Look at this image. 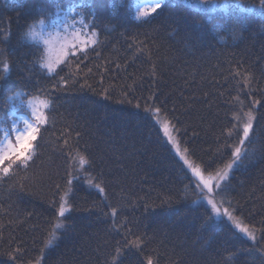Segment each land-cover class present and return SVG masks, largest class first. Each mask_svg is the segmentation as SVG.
<instances>
[{
	"label": "trees",
	"instance_id": "obj_1",
	"mask_svg": "<svg viewBox=\"0 0 264 264\" xmlns=\"http://www.w3.org/2000/svg\"><path fill=\"white\" fill-rule=\"evenodd\" d=\"M111 3L108 0L96 21L101 42L95 51L88 49L87 59L77 54L70 68L75 72L78 64L80 83L86 80L97 92L108 88L113 99L80 91L79 85L52 93L57 97L55 125L49 128L32 169L21 173L31 179L22 180L23 191L16 181L0 185V248L19 245L22 255L17 264H31L40 255L48 221L55 214L48 201L55 185L63 190L65 172L70 170L58 139L67 129L73 137L80 133L79 148L86 149L93 160L92 174L106 181L108 199L121 209L118 219L127 218L130 228L149 238L148 248L158 254L159 264H226L229 252L238 255L234 264H261L257 250L264 241L256 244L232 237L227 225L202 230L200 203H178L173 215L161 209L144 213L145 204H159L164 196L179 199L187 181L143 109L115 101L122 91H129V99L155 94L169 117L178 116L183 122L178 126L185 130L188 146L203 159H212L223 142L218 141L221 131L231 127L233 114L240 111L235 98L247 103L264 93V19L255 12H243L246 31L236 40H222L216 32L222 16L214 13L212 20L205 19L183 0H169L150 24H140L131 16L109 19ZM242 6L250 7L248 0H242ZM122 7L117 8L118 14ZM34 11V3L26 0H0V30L18 33ZM0 47L8 49V45ZM58 49L56 45L53 55ZM23 51H12L21 65L17 75L22 80L26 77ZM237 70L244 76L236 77ZM245 77L250 78V87L242 84ZM55 79L36 74L30 88L49 90ZM255 114L258 119L249 146L254 156L235 171L226 195L238 204L240 215L259 228L264 221V106H257ZM22 115L26 110L17 112L16 118ZM70 200L83 208L92 201L99 203L100 198L96 189L80 179L73 183ZM105 220L99 208L93 213H70L68 222L75 225L74 231L58 246L44 250L42 264H104L111 243L120 239ZM0 264L9 262L0 257ZM124 264H139V259L129 254Z\"/></svg>",
	"mask_w": 264,
	"mask_h": 264
},
{
	"label": "snow or ice",
	"instance_id": "obj_2",
	"mask_svg": "<svg viewBox=\"0 0 264 264\" xmlns=\"http://www.w3.org/2000/svg\"><path fill=\"white\" fill-rule=\"evenodd\" d=\"M26 2L34 3L35 11L22 29L15 34L10 28L0 30V45H8V49L0 47V185L16 181L15 186L22 191L25 189L22 180L31 178L21 177V173H28L32 169L49 128L55 125L57 97L52 93L79 85L80 91L93 92L103 100H112L114 95L108 88H101L97 92L86 80L80 83L78 64L75 66V72L70 68L77 54L87 59L88 49L95 51L101 42L96 21L108 0ZM183 3L208 20L213 19L212 14H220L222 19L216 32L222 40H236L246 31V17L241 13L255 12L264 19V0H248L250 7H243L242 0H235V3L230 0H222L221 3L217 0H183ZM168 4L169 0H112L109 5L112 9L111 16L108 18L115 17L119 21L131 16L140 24H150L164 12ZM121 5L123 7L118 14L117 8ZM137 43L139 45L142 42ZM56 45H59V49L57 54L53 55ZM17 49L24 50L23 70L26 77L23 80L17 75L21 65L12 54V51ZM137 51L142 49L137 47ZM66 69L68 71H65ZM61 72H65V75H60ZM36 74L49 80L56 78L55 83L51 84L49 90H33L30 85ZM235 76H244V73L237 70ZM242 84L250 87V78L245 77ZM129 94V91H122L120 99L115 102L143 109L147 119L157 128L169 152L174 154L187 181L179 199L164 196L159 204H145L144 213L151 215L156 209H161L164 213L173 215L177 211L174 206L178 203H200L204 208L200 225L202 230L227 225L232 237H244L256 244L264 241V221L260 222L259 228L247 222L246 218L240 215L238 204L226 195L235 171L246 167L254 156L249 146L252 143L253 125L258 119L255 109L257 106H264V93L260 99L251 98L247 103L240 101L239 96L235 98L240 105V111L233 114L231 127L221 131L218 141L223 142L219 144L215 156L210 160L203 159L195 149L188 146V141L183 138L185 130L178 126L183 122L178 116L169 117L168 112L157 103L155 94L143 100L135 97L129 99ZM245 108L247 111H244ZM23 110H26L27 118H16V113ZM58 139L62 141L60 148L69 161L70 170L65 172L63 190L60 184L55 185L56 192L48 201L55 214L48 221L46 239L42 241L44 247L31 264H42L44 250L58 246L65 236L74 231L75 225L68 222L70 213H93L98 208L101 215L106 217L104 222L109 223V230L120 236L119 240L111 243L105 253L104 264H124L129 254L137 255L139 264H159L158 254L154 249L148 248L149 238L130 228L127 218L118 219L121 209L112 206L108 199L106 181L99 174H92L90 170L94 167L93 160L86 149L81 151L79 148L80 133L76 132L73 137L65 129L61 131ZM230 140L233 142L228 143ZM80 179H84L91 188L96 189L99 203L92 201L90 206L81 208L71 202L73 183ZM101 204L108 209L107 212L100 207ZM257 254L261 257V264H264V247H260ZM21 255L19 245L14 247L9 244L0 248V257L6 258L9 264H17ZM237 260V253L229 252L226 264H234Z\"/></svg>",
	"mask_w": 264,
	"mask_h": 264
},
{
	"label": "rangeland",
	"instance_id": "obj_3",
	"mask_svg": "<svg viewBox=\"0 0 264 264\" xmlns=\"http://www.w3.org/2000/svg\"><path fill=\"white\" fill-rule=\"evenodd\" d=\"M19 117H20V116H19ZM19 117H18V118H19ZM21 117H25V118H27L26 115H22Z\"/></svg>",
	"mask_w": 264,
	"mask_h": 264
}]
</instances>
